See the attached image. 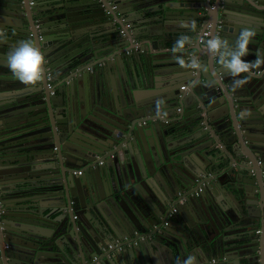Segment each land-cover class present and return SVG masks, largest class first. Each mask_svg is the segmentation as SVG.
Here are the masks:
<instances>
[{
  "label": "water",
  "instance_id": "obj_1",
  "mask_svg": "<svg viewBox=\"0 0 264 264\" xmlns=\"http://www.w3.org/2000/svg\"><path fill=\"white\" fill-rule=\"evenodd\" d=\"M137 1L68 0L51 14L0 0L15 15L0 17V264H264V65L238 86L199 41L209 26L230 45L251 29L244 59L264 58V0H160L154 19L170 27L143 41L125 28ZM54 18L69 33L53 36ZM109 22L106 42L93 26ZM182 34L193 43L167 50ZM22 40L53 72L34 86L8 66ZM227 190L242 200L227 204Z\"/></svg>",
  "mask_w": 264,
  "mask_h": 264
},
{
  "label": "clouds",
  "instance_id": "obj_2",
  "mask_svg": "<svg viewBox=\"0 0 264 264\" xmlns=\"http://www.w3.org/2000/svg\"><path fill=\"white\" fill-rule=\"evenodd\" d=\"M255 35L254 30L242 29L234 45H230L227 40L219 36L206 41V50L211 52L214 58L218 57L220 66L232 77H242L236 81L238 86L248 82L253 69H259L261 65H264V58H261L259 52H257V59L254 61L249 62L244 59L249 55V46ZM0 37H3V32H0ZM201 42L204 43V41ZM192 43V37L182 34L175 41L172 52L174 54L183 52L185 46ZM174 59L181 67H188L195 70H201L203 68L199 58L195 56L191 57L188 61L182 55H176ZM45 65V53L31 40L20 41L18 46L8 56V66L13 77L25 85L34 86L43 82L47 72ZM245 73L249 74V76H244ZM161 103L163 102H158V108ZM175 264H198V262L195 255H190L183 261L176 260Z\"/></svg>",
  "mask_w": 264,
  "mask_h": 264
},
{
  "label": "crops",
  "instance_id": "obj_3",
  "mask_svg": "<svg viewBox=\"0 0 264 264\" xmlns=\"http://www.w3.org/2000/svg\"><path fill=\"white\" fill-rule=\"evenodd\" d=\"M67 3H68V0H35V4L37 6L36 10H37L38 13L47 11V12H51V14H52L53 11L58 10L59 8H64V6ZM138 3H140V4H138ZM138 3H137L138 4V6H137V16L133 17V16H130L127 13H125V16L129 20V22L132 23L130 28L135 29V31L137 32V35H138V39L137 40L138 41H143V40H146V39L150 38L152 34L157 33L156 30L165 32L164 30H166V29H168L170 27V26L166 27L164 24H162V22H159L158 20L154 19L155 13H156L157 8H158V5L161 4L160 0H139ZM134 4H136V3H134ZM0 9L1 10H6V11H9V12L11 11L8 7H5V6L0 7ZM84 11L85 10L83 8H79L78 9V12H80V14H82V13L84 14ZM0 17L6 18L8 20H14L15 19L14 13H12L10 15L9 14H5V13H0ZM50 23H53V26H51L52 30L56 31L55 33H52L53 36H56L57 38H59L61 35H65V34L69 33L68 29L61 28V26L59 27L57 25V22H56L55 18L53 20H51ZM93 28L98 32L97 33L98 36H100V38H104L106 40V42L109 41L112 33L117 32L116 30L114 31L113 24L110 23V22L106 23V24L98 23L95 26H93ZM197 34H198V32H194V34H193V38L194 39H196ZM168 35H170V33H168ZM171 35H173V34H171ZM71 37H74V39H75V38L78 37V35L73 34V36L71 35ZM71 37L69 36V37H67L65 39V36H63L64 39H61L59 41H61V42L66 41V40L69 41V40H71ZM202 44H205V43H202ZM174 45H175V40H173V42H168L167 46H166V49L167 50H172ZM154 49L158 50L159 48H154ZM91 69L93 70V69H95V67L94 68L91 67ZM63 79L59 77L57 80H53V82L57 84V83H60ZM79 89H81L82 92H84V83H83V81H79L78 86L75 87V91L76 92L79 91ZM186 109H188L187 113H189L192 110L190 106H189V108H186ZM189 140H191V136H189V137L185 136L184 141H186V143H188ZM218 145L220 147L224 148V145L222 144V142H220ZM220 196L222 197V199L225 200V202L227 204L230 203V202L236 204V203H239L242 200L241 196H240V193L238 192L236 194V193L232 192V190H227L225 192H221ZM13 198H15V197H13ZM40 199L43 200V197L39 198L38 200H40ZM12 204H15V203H12ZM181 210H182V212L185 210L184 212L186 214H189V215L191 214V210L186 208V207H181ZM177 211H178V209H177ZM177 211H175V212H177ZM175 212H173V213L170 212L169 213V215H168L169 218H168V220H166V221H168V223H169V219L170 218L175 220V217H174V213ZM56 214L57 213H54L53 215H56ZM168 223H166V224H168ZM216 261H217V259L213 258L211 262H216Z\"/></svg>",
  "mask_w": 264,
  "mask_h": 264
},
{
  "label": "built area",
  "instance_id": "obj_4",
  "mask_svg": "<svg viewBox=\"0 0 264 264\" xmlns=\"http://www.w3.org/2000/svg\"><path fill=\"white\" fill-rule=\"evenodd\" d=\"M33 1H34V0H31V2H33ZM113 7H116V5H113ZM131 25H132V23L127 22V23L125 24V28H130ZM121 31H123V29H122ZM209 35H210V26L207 27L206 30H204L203 33L199 36V41H200V42H201V41H204V43H205L206 40L209 38ZM201 43H202V42H201ZM47 69H48V71H47V75H48V76H51L52 73H53L52 70L49 69V68H47ZM261 71H262V69H259V70H255L254 72H256V73H260ZM183 88H184V86H183ZM179 109H180V108H179ZM73 172H74L75 174L79 175V174H81V173L83 172V169H82V168H76V169L73 170ZM1 201H2V189L0 188V204H1ZM175 211H176V207H174L170 212L173 213V212H175ZM166 223H168V221H166ZM109 246L112 247L113 244H110Z\"/></svg>",
  "mask_w": 264,
  "mask_h": 264
}]
</instances>
